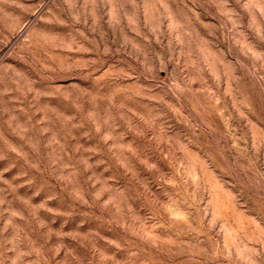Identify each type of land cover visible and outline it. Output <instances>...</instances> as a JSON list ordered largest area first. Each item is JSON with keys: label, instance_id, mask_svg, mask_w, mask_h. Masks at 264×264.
Returning <instances> with one entry per match:
<instances>
[{"label": "rangeland", "instance_id": "374dc122", "mask_svg": "<svg viewBox=\"0 0 264 264\" xmlns=\"http://www.w3.org/2000/svg\"><path fill=\"white\" fill-rule=\"evenodd\" d=\"M0 264H264V0H0Z\"/></svg>", "mask_w": 264, "mask_h": 264}]
</instances>
